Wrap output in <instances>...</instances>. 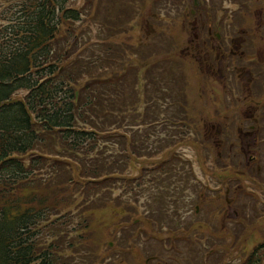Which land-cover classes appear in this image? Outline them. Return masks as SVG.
<instances>
[{
	"label": "rangeland",
	"instance_id": "rangeland-1",
	"mask_svg": "<svg viewBox=\"0 0 264 264\" xmlns=\"http://www.w3.org/2000/svg\"><path fill=\"white\" fill-rule=\"evenodd\" d=\"M84 1L85 0H82L81 3L84 4ZM250 1H252L250 10L249 8L246 9L247 11H250L248 21L252 23L264 22V0ZM112 3H115L114 7L111 6ZM168 5L171 6L172 3ZM154 6L155 5L152 3V0H103V6L101 7L88 6L84 12V20L87 19V15L89 14H100L98 12L99 8H102L103 12L101 13L102 19L93 20L91 23H83V25L88 29V32L84 31L83 35L85 40H87V46L85 47L90 50L94 49L96 46L102 48L100 37H104L106 31L105 28L110 25V23L106 22L110 19L108 15L109 13L106 10H109L111 17H115L122 14L123 9H135L132 13V17L127 19V21L131 22L129 27L134 25V28L122 37H131V43L136 46L141 43L140 52L142 56L141 58H137V60L150 61L155 56L157 57L170 53L175 56H180L183 54L180 46L186 42V34L184 32V28H180L179 23L175 26L176 21H181V17H178L175 11L170 12V9L167 8V11L162 12L161 17L156 20L151 17V13L149 12L138 11L137 15L135 13L137 8L144 9L147 7L146 9L148 10L150 7ZM231 7H236V5ZM125 13L127 14V11ZM149 22H161L162 26H160V23L157 24V26L166 30V32L159 35L155 34V37L146 36L149 31ZM171 27H175V29L172 30L170 29ZM80 34H83V31L80 32ZM257 38L264 41V35H262L261 38L257 35ZM252 47L253 46L250 45L249 53L253 51ZM258 48L259 51L264 54V43ZM256 53H258V51H256ZM165 63L173 64L175 68H178L177 77L183 79L182 84L183 86L185 85L184 89L189 102L186 103L188 106L187 110L189 111V114L193 116L192 119H189V122L193 124L196 130H192L191 133L194 137H200L201 133L203 134L199 139L188 137L186 139L188 142L183 144L184 147L191 146V143L198 145V147H196L198 152L193 150L192 147H189L186 151L182 150L185 151V156H189V154L191 155L189 157L193 160V171L196 176L203 184L206 185L207 188L211 187L216 189L224 187V184L233 178L235 182H239V186L241 183L247 190H252L254 194V196H247L245 192L241 193L239 198V208H237L238 211L230 209L227 210V212L225 210H222V212L218 211L220 207H223L221 205L224 204V188L222 192L217 193L220 196L219 199H215L210 193L212 203H210V201L201 200L198 202L185 201L182 203V196L179 200H165V202L169 204V207L167 208L164 204L163 206H165V211L160 213V215H162L161 217H164L165 219L169 216L170 220H173L178 217L174 211L181 210L187 206L191 208V206L195 204L194 209L197 206L199 207V210L205 209V213L202 214V219L205 220L206 217H208L209 220V225L205 229H200L199 232L198 230H195V233L192 230L189 231L188 234L193 235L192 237L195 244H193L191 240L183 242L180 241L181 250H179L178 253L182 260L174 262L173 259L166 258L165 264H246L245 261L249 258L247 256L254 250H256L255 257L259 258L261 263H264V204L262 203L264 200V167L262 166L261 170L253 169L257 172L258 177L254 176L252 169L243 165L244 162L246 164V162L249 161V157L244 159V157L239 156V154L237 152L235 153L233 150L232 152H229V154L235 155L234 161L237 162L239 160V166L234 165V167H229L224 171L222 170L223 167L219 163L216 152L207 146V142L204 141L205 130L208 126H205L203 121L209 120L212 114V105L210 102L212 86L209 84H211V81H215L217 88H219L220 84L216 82V80L218 81L220 78L216 79L211 76L210 73L203 72L195 63H190L187 58H178L175 61H168ZM116 67L117 66H114L113 63H107L102 65V67H88L86 68V71L93 72L92 75H97L104 71H106V73L111 71L114 72ZM156 72L157 69H154L153 73L156 74ZM131 80H133V84L135 85L134 89L136 91H146L144 84L134 73H132ZM139 83L141 84V89L139 87ZM113 84V81L108 83V87H105L104 90L110 92L113 90ZM151 89H153V87H148L149 91H151ZM220 93H223V88ZM139 94L141 95L142 92ZM258 96L260 95H256V98ZM109 97L113 98L112 95H109ZM225 97L226 102V99L229 98L228 93L225 94ZM138 106L143 108L141 100L139 101ZM221 112H223V109ZM180 148H182V145H180ZM101 149L107 153L113 152L112 149L104 148V146H101ZM104 161L107 162L112 169H115L116 167L120 169L119 165L116 162L114 163L111 159ZM240 161H243V163H240ZM229 163L232 164V161L229 160ZM191 170L190 165L182 166L179 164L175 168V186H178L179 189L183 186L185 187V190H174V192L178 193L177 196L181 194L183 197H186L187 195L198 197L202 193H206L205 189L203 190V187L194 181ZM237 171H239V174L243 176L242 181L236 178L238 177L236 175ZM167 186L169 187L171 185L168 184ZM122 187V185L117 183V186L114 189H103V191L99 192L100 194H93L96 197H101L106 193L109 194L108 196L112 194L113 200L110 201L109 208L103 210V212L96 215V208L87 210V217L89 219V234L91 237L87 238L85 243L88 252L92 253V256L96 258L95 264H100L103 257L109 256L113 253V251L117 250L115 245H112L115 247H109L107 245L110 243L115 244L117 239L113 238V234H116L117 232L119 233L121 231V227L133 224V220L135 219L133 215L139 214L135 213V207L137 205L135 200L141 201L148 211L152 212L154 198L152 197V200L147 204V200L150 195L149 193L144 195V190L139 192V194H141L139 196L135 194L131 196L135 200L127 201V199L122 197L121 200L125 203L122 205L117 203L116 197L121 193V191L123 192ZM83 190L84 189L82 188V191ZM173 203L177 205L171 208L170 206H172ZM223 208L228 209L226 206ZM212 211H214L215 214H212ZM179 216L182 215L180 214ZM184 216L186 217V220H196L195 213L192 214L191 217L190 215L188 217L186 214H184ZM170 222L172 223L173 221ZM176 224H178V221ZM77 228L78 226L75 225V228H71V232L73 234L77 233L78 231H75ZM57 232L59 235L62 234V223H59ZM179 232H181V234L177 235L181 236V238L182 236L187 235L183 228H181ZM198 234L203 236V242L196 237ZM177 235L175 234V236ZM236 243V248L233 251L228 252L229 249ZM132 246V251L127 253L129 260L128 264H157L154 260L149 259L151 256L150 254L154 251H158L157 244L154 242L151 244V242H149L145 245L141 242L136 243L134 241ZM163 250L160 249L158 252H163ZM174 252L175 251H172V256H174ZM166 255L167 253L164 257Z\"/></svg>",
	"mask_w": 264,
	"mask_h": 264
},
{
	"label": "trees",
	"instance_id": "trees-1",
	"mask_svg": "<svg viewBox=\"0 0 264 264\" xmlns=\"http://www.w3.org/2000/svg\"><path fill=\"white\" fill-rule=\"evenodd\" d=\"M75 1L21 0L18 9L0 14L5 20L0 24V264H58L56 240L42 237L41 231H46L45 224L49 222L48 209L54 206V202L59 207L72 204L78 188L75 180H83L75 164L70 165L72 175L67 177L68 171L62 172L61 167L55 170L39 158L29 159L30 154L26 153L33 147H25L36 139L28 112L32 109L33 100L47 95V90L57 91L61 87H69L70 90L72 86H78L74 83L83 74V64L71 68L74 72H65L58 64L64 55L55 51L69 35L81 28L76 24L83 22V12L74 7ZM100 9L98 12L102 13ZM106 11L110 17L106 22L114 26L124 24L128 19L111 17L109 10ZM67 23L69 26L63 28ZM106 30H109L108 26ZM34 86L46 89H41L39 94L34 90V96L26 103H5L17 87ZM74 98V90L68 91L66 97L57 95L53 102H56L55 112L48 109L41 112L50 131L54 127L63 128L60 141L67 145L68 156L78 157L83 162V155L94 152L95 147L84 138L91 132L86 131L85 134L72 129L76 110ZM38 106L43 107L44 104L39 103ZM57 136L50 132L47 138L57 142ZM87 145H90L88 153L83 150ZM17 153L22 155V159ZM31 176L38 177L42 185L32 186L36 188L26 194V188L34 181ZM93 208L87 207L89 210ZM255 255L256 250L247 256L245 263L254 261ZM255 264L262 263L258 260Z\"/></svg>",
	"mask_w": 264,
	"mask_h": 264
},
{
	"label": "flooded vegetation",
	"instance_id": "flooded-vegetation-1",
	"mask_svg": "<svg viewBox=\"0 0 264 264\" xmlns=\"http://www.w3.org/2000/svg\"><path fill=\"white\" fill-rule=\"evenodd\" d=\"M261 25L264 23H239V39L230 42L226 40L225 44L226 52L233 53L228 67L239 74V83L229 81L226 91L231 103L239 105V129H242V146H239V150L242 153L246 149L250 152L257 142L264 141V54L252 39L254 31ZM250 45L253 46V51L249 53ZM218 52V57H225L226 53L221 48ZM256 95L260 96L256 98ZM236 96L238 100L235 99ZM244 143L247 148L243 146Z\"/></svg>",
	"mask_w": 264,
	"mask_h": 264
},
{
	"label": "bare ground",
	"instance_id": "bare-ground-1",
	"mask_svg": "<svg viewBox=\"0 0 264 264\" xmlns=\"http://www.w3.org/2000/svg\"><path fill=\"white\" fill-rule=\"evenodd\" d=\"M258 260H259V258H256L255 257V260L254 261H248L247 264H255V262L258 261Z\"/></svg>",
	"mask_w": 264,
	"mask_h": 264
}]
</instances>
